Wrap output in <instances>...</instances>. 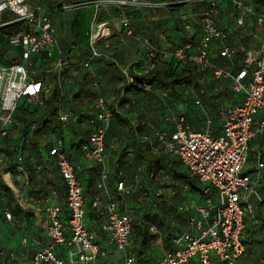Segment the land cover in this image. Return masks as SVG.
<instances>
[{"label": "built area", "instance_id": "1", "mask_svg": "<svg viewBox=\"0 0 264 264\" xmlns=\"http://www.w3.org/2000/svg\"><path fill=\"white\" fill-rule=\"evenodd\" d=\"M188 1L208 3L201 14L200 38L176 46L171 53L144 39L147 49L146 71L155 70L160 58L171 55L177 61L196 65L201 84L207 82L208 76L218 81L231 80L233 92L242 95V101L235 105L224 104L221 131L215 134L211 128L210 114L203 108L204 100L199 95V88L194 84L183 83L181 86L185 94L193 95V104L203 109L207 127L204 130H192L186 124L184 114H172L169 118L172 125L169 129L157 130L155 140L149 135H141V139L150 143L153 154L162 148L175 155L187 173L204 186L206 198L203 204L188 201L178 207L180 212L189 213L188 225L192 231L175 236L172 240L174 249L166 251L155 264H242L247 249L246 220L255 216L256 212L262 215L257 225L264 233V196L260 194L251 173L244 171L249 160L251 140L258 133H264V42L258 48L250 47L243 60L231 66L217 65L212 58L214 51L215 57L228 59L236 57L239 52L230 43L232 30L218 23L220 0ZM233 4L239 11L237 26L245 27L248 17H254L263 31L264 40V3L260 9H256L248 0H233ZM162 5L158 0H91L65 6V9L93 6L99 13L109 6H116L120 10L123 28L127 34H133L126 9ZM5 12L12 13L16 21H24L22 23L34 29V33L20 30L10 37L13 45L22 47L23 60L28 62L32 56L43 52L49 58L53 57L58 43L51 18L44 12L43 5L32 6L29 0H0V22H13L4 20ZM186 27L189 28V25ZM105 29L106 23L95 24L91 28L92 53L85 63L86 67L94 58L102 55L96 45ZM215 44L218 47L215 48ZM69 62V57L63 54L53 63L56 81L52 84H46L43 77L38 76L36 71L31 72L27 64L21 61L0 67V158L8 157L3 139L9 135L12 126L21 125L14 117L19 103L25 100L33 105L42 104L55 88L62 89V74ZM122 72L126 84L115 99V107H109L104 98L98 97L94 104L96 113L89 118L93 126L85 152L89 166L104 161L105 138L114 112L129 120L135 134L145 124L136 116L127 115L121 105V100L127 95V88L135 84L129 68H123ZM153 86V83H144L142 87L145 92H149ZM57 118L62 126L69 122L70 115L62 105ZM17 138L14 133L12 139ZM47 142H51L50 145ZM41 146L43 161L55 163L65 182V200L50 203L46 207V236L50 241L37 250L29 261H22L14 253L8 256L5 264H96L103 252L87 225L84 188L77 176L80 167L67 154L64 139L53 132L48 133L47 141ZM258 167L263 168L264 164ZM39 169L41 166L37 165L36 170ZM160 173L165 175L164 171ZM101 177L100 188L107 173L103 171ZM140 181L138 172L132 185L128 186L125 180H120L117 190L122 195L130 194L135 186L140 185ZM140 195L145 197L147 192L142 190ZM100 201L101 195H95L93 206L98 207ZM106 210L108 219L101 229L107 234L109 243L124 251L122 264H138L137 257L128 251L133 243L134 215L119 211L114 200L107 202ZM4 215L8 221H12L11 212L5 211ZM150 229L157 233L154 226Z\"/></svg>", "mask_w": 264, "mask_h": 264}, {"label": "crops", "instance_id": "2", "mask_svg": "<svg viewBox=\"0 0 264 264\" xmlns=\"http://www.w3.org/2000/svg\"><path fill=\"white\" fill-rule=\"evenodd\" d=\"M158 1L165 6L126 9L131 21L133 34H127L126 30L123 28L120 10L116 6H109L99 13L96 12L94 7L92 8L90 6L92 10L77 12L70 17L67 11L71 9H65V6L60 3V0H56L53 3H50L49 0H45L44 5L41 1L37 3V5H43L44 12L51 18L58 47L52 58H49L44 52L32 56L26 63L28 69L31 72L36 71L37 75L43 77L46 84H48V81L50 82L49 79L55 77L53 63L57 58L65 54L69 57L70 62L63 71V87H67L72 92L84 88L82 87L83 84L78 85L75 82L72 83L71 80L74 81L78 77V79L82 81V75H85V88L87 87L96 92V95L93 97H82L74 102L80 109V114H74V119L78 122L81 118L78 124L83 131L77 130L76 135L73 136L74 139L72 143L75 145L73 150L65 144L66 151L69 150L67 154L72 158L73 162L80 167L77 176L85 189L87 225L103 252L96 264H122L125 255L124 251L119 250L116 246L109 243L107 234L101 229V226L108 219L106 210L107 202L109 200H114L117 203L119 211L130 212L134 215V211L136 210L135 213H137L140 204L145 199V197H141L140 191L145 187L148 190H150V188H148L145 183H142V175L141 172H139L141 180L140 185L135 186L132 193L122 195L117 190V183L120 180H125L127 185L130 186L135 182V176L138 174V172L135 174V168L131 166L134 163L132 157L128 159L123 157L124 148L128 147V151L132 150L135 152V149L130 147L131 145H129L127 138L123 136L124 119L127 118H123L116 114H114L112 118L110 129L105 138L104 155L106 156V154H110L114 151L111 163L106 164L104 160L103 163H94L91 166L87 165L85 152L89 146V136L93 130L89 118L96 113L94 109L95 101L98 97H102L109 107H115V99L126 84V79L122 72L123 68H129L133 75L147 73L145 68L147 49L144 45V39L149 40L158 48L168 50L169 53H171L176 46L187 43L183 37L184 34L195 37V40H198L201 36V14L208 4L207 1L199 3L192 2L193 4L198 3L203 5V9L200 11V19H198L197 12L190 9L192 3L181 7L177 5L180 2L182 3V0ZM218 6V23L221 27L232 30L230 43L232 46L238 48V53H243L241 58L243 60L245 52L250 47L258 48L262 45L264 42L263 31L258 26L254 17H248L245 27L239 28L237 26L239 11L235 8L233 0H220ZM15 18L16 17L10 12L4 13L5 21L24 22L16 21ZM101 23H106V29L98 41L96 48L102 55L94 58L90 65L86 67L85 63L92 53V46L90 44L91 28L93 25ZM187 24L189 28L186 27ZM22 25L20 30L28 29L25 23H22ZM176 26L183 29L184 33L181 34ZM216 47H218L217 44H215V48ZM214 52L212 53L213 59L216 53ZM13 53L14 55L11 61L6 59V57H4L5 55L0 58V67L8 66L16 61H24L22 47H15ZM171 60V55H168L160 58L159 64H166ZM222 83L224 84L222 85ZM230 84L233 86L231 80L217 81L215 84H210V95L204 98L205 101L210 104V109L207 112L212 119L211 128L215 134L221 131V110L224 104L235 105L242 101V95L234 93L233 87L231 86L230 88L229 86ZM159 88V86H153L152 90L147 93L152 92V94L158 95L156 91L160 92V90H157ZM135 90H130L127 93V98L131 97V101L138 102L139 98L144 96L139 95ZM193 98V95L185 93L184 96L178 98L173 97V101L175 102L174 105L177 106L184 101L193 103ZM158 107L157 104H148L146 109L148 111L144 114H137V111H133L126 107H123V109L127 115L136 116L140 119V122L145 123V127L150 131H143L142 134L149 135L155 140V133L158 130L155 123L161 124L167 122L171 116H167L165 112H163V108ZM182 110L192 130H204L207 127L204 115H199L191 111L188 112L184 109ZM83 111L86 112L84 113ZM67 112L71 116V113L69 111ZM256 119H259V117ZM87 128L91 130L89 133L85 134L86 132L84 131ZM169 128L170 127H164L160 129ZM116 140L120 143L118 149L114 148L117 147L115 145ZM46 141L47 136L44 142ZM160 154L166 159V155L169 154V152L161 151ZM252 158L253 161H251ZM122 159L124 161H122ZM16 160H18L16 161L17 166L15 167L17 172L13 173V171H8L15 163L12 161L11 157L0 158V224L4 221L0 229V234L4 236L2 244L4 247L6 246L4 250L8 252V256L15 253L22 261H29L37 250L41 249L50 241L46 236L48 223L46 216L47 205L50 203L63 202L65 200V193H61L58 187L54 185H46L41 193H35L38 192L40 184H45L44 171L48 164L41 163V169L36 170L40 174V181L35 182L34 185H30L27 181V174L23 171L24 167L21 158L17 157ZM251 162L252 164L250 165ZM261 163L264 164V133H258L251 140L249 160L247 163L251 168L248 172L251 173L256 182L260 194L264 196V167H258ZM53 166L56 168L55 163H53ZM103 171L107 173V178L103 182V187L100 188L99 183L102 181L101 174ZM128 173L130 175L127 176L126 174ZM95 174L96 180H94L93 185L90 186L91 195L87 196L86 188L89 181L88 177H90V175L95 176ZM59 178L65 185L61 176ZM167 178V175L159 178L160 184L164 186V188L159 189V192L170 197L177 194L182 196L185 192L186 202L191 201L198 203L196 200L192 201L194 199L193 194L188 192L187 186H183L180 180L171 178L172 184L164 185L162 180ZM97 194L101 195V201L98 207H94L93 199ZM29 197H31L28 201L29 204L25 205L24 201L26 202ZM5 211L12 213L13 221H8L5 218ZM183 217V215L178 213L167 216L168 222L171 225V230L169 233L164 231L161 232L158 239L152 241L146 248L144 264H155L166 251L174 249L175 246L172 240L175 236L182 232L192 231L189 225L184 223ZM10 228H14V232H11L12 230H10ZM13 237L14 240H12ZM133 248L134 243L128 248V251L132 254ZM4 260L0 258V264H4Z\"/></svg>", "mask_w": 264, "mask_h": 264}, {"label": "trees", "instance_id": "3", "mask_svg": "<svg viewBox=\"0 0 264 264\" xmlns=\"http://www.w3.org/2000/svg\"><path fill=\"white\" fill-rule=\"evenodd\" d=\"M248 1L251 2L256 9H260L264 3V0ZM22 26L23 25H21L20 28L18 27L11 30L8 34L13 35L18 33ZM176 28L181 34L184 33V30L179 26H176ZM183 37L186 42L195 41V37L185 34ZM241 58L242 56L238 53L237 56L232 59L216 56L213 61L219 66L227 67L237 63V61H241ZM82 76L83 82L80 81L78 77L74 81L71 80V82H75L78 85L83 84L82 87L84 88L75 92L68 89V92L65 93V89L62 85V89L55 88L49 99L45 100L42 104L33 105L29 108L18 107L14 114V117L21 123V125L20 127L12 126L9 135L5 138V152L11 157L12 161L15 162L8 171L16 173L17 170H15V167L17 166L16 161H18L16 159L17 157L21 158L24 167L23 171L27 174V181L30 185H34L35 182L40 181V174L36 171V166L41 165V163L48 164L44 171L45 184H40L38 192L35 193H41L46 185L57 186L61 193H65V185L60 181V175L56 169L57 166L55 168L53 163H46L42 159L40 138L44 139L50 132L62 134L63 127L57 118V112L61 105L66 109V101H70L75 105L74 102L79 98L93 97L96 95L95 91H92L87 87L85 88L86 76ZM133 77L135 84L134 86L127 88V93L133 89L144 91L142 87L144 83H153L154 86H159L169 92V95L178 98L184 96V88L181 85L185 83L196 85L199 88V95L202 99L207 95H210V78L212 76H208L207 82L201 84L199 82L200 73L196 65L185 64L173 58L166 64L158 63L156 69L153 71L147 72L146 74L133 75ZM212 79L213 84L218 81L213 77ZM49 80L50 82L48 81V84L55 83L56 76L53 78L51 77ZM126 101H128L127 95L121 100V105L123 107L125 106ZM130 102L132 103L131 100ZM74 110L76 115L80 114L79 110ZM114 114L118 115L117 112H114ZM79 120H81V118ZM142 128L143 126L139 129L138 134H135L130 122L127 119H124L123 136L127 138L129 145H131L130 147H133L135 152L128 151V147L124 148L123 157L126 159L132 157L134 163L131 166L135 168V174L141 172L142 183H145L148 188L152 187L153 189L151 194V189L148 190L146 187L143 189L147 192V195L140 204L137 213L134 214L135 220L132 228L134 248L132 252L137 257L138 264L145 263L144 256L146 254V248L152 243V241L157 240L161 232H170L171 225L168 222L167 216L176 213L181 214L184 216V223L188 225L189 213H182L178 210V207L184 204L187 200L185 192L182 196L177 194L171 197L159 192L160 188H164V186L160 184L159 178L162 176L160 172L164 171V174L167 175L168 178L171 177L180 180L183 186H187L188 192L193 195H202L204 191V186L197 178L191 177L187 173V170L175 155L169 153L166 155V159H164L162 154H160L161 151H164L162 148H159V151L156 154L151 152L150 143L141 139L143 132ZM90 130L87 128L84 131L86 132L85 134L89 133ZM14 133L18 136L17 140L12 139ZM28 137H30L32 143L29 147L27 146L26 141V138L28 139ZM152 140H154V138H152ZM130 153H132V155H130ZM122 161L124 160L122 159ZM138 169L141 171H138ZM88 180L86 195L90 196V186L93 185L94 180H96V174L95 176L90 175ZM205 201L206 198H200L198 203L203 204ZM261 219L262 215L259 212H256L255 216L246 220L245 243L247 249L245 255L248 252V256L253 257L255 264H262L260 262L262 261V258L264 259V233L257 225V222ZM151 226L156 228L157 233L151 231ZM244 261L243 258L242 264H244ZM192 264H198V262Z\"/></svg>", "mask_w": 264, "mask_h": 264}, {"label": "rangeland", "instance_id": "4", "mask_svg": "<svg viewBox=\"0 0 264 264\" xmlns=\"http://www.w3.org/2000/svg\"><path fill=\"white\" fill-rule=\"evenodd\" d=\"M39 1H41V3L44 5V1L45 0H29V3L32 4L33 6H37V3ZM55 1L56 0H49L50 3H53ZM87 1H91V0H60V3H62V5H64V6H71L73 4H81V3H85ZM189 3H192V2L186 1V0H182V3L180 2L178 4V6L182 7V6H185V5L189 4ZM198 3L197 4H193L192 3L190 5V6H192L190 9H192V11L195 10L197 12V18L200 19V11H202L203 5L202 4H198ZM91 7L93 8V6H91ZM87 10H92V9L90 8V6H83L81 8L71 9V10L67 11L68 12L67 14H68V16L71 17L72 15H75L77 12H87ZM21 25H22L21 22H0V58H2V56L5 55L4 57H6V59H8L10 61L12 60L13 55H14L13 50L15 49V47H18L19 45H13L11 43V41H10L11 34L9 35L8 32H10L11 30H13L15 28H18V27L20 28ZM27 31H29L31 33H34V29L31 26H28ZM240 55L242 56L243 53L240 52ZM23 62L27 63L26 60H24ZM212 80L213 79L211 77L210 78V84H213ZM223 84L224 83H222V85ZM229 86L231 88L232 85L230 84ZM64 88H66L65 89V93H67L68 92V88L67 87H64ZM162 89L163 88H161V87L159 89H157V90H160V92L155 90L156 93H158V95H154V93L152 94V92L151 93H147V92L140 91V90L136 89L135 90L136 93H138L139 95H142L144 97L139 98V101L135 102V104H132L130 102L131 97H129L128 101H126L124 107L132 109L133 111H137V114H140V113L144 114L146 111H148V110H146L148 104L149 105L157 104V106H159L160 108L161 107L163 108V112H165V114L167 116H170L172 114L177 115V116L181 115V114H183L182 113V111H183L182 109H184V110H186L188 112L191 111V112H196L199 115L200 114L203 115V109L201 107L195 106L190 101H184L182 103H179V105H177V106L174 105L175 102L173 101V96L169 95V92H167L164 89L162 90ZM153 98H155V99H153ZM31 106H33V104L29 103V102H27L25 100H22L19 103V105H18V107H25V108H29ZM65 106H66L67 111H69L71 113L69 122L67 124H65L64 126H62L63 127L62 134L55 133V132H53V134L55 136L59 137V138L62 137L64 139L65 144L67 145V147H70L73 150V147L75 146L74 143H72V140L74 139L73 136L76 135L77 130L83 131L81 126L78 124V122H80V120L77 122V120L74 119V114H75V110L74 109L79 110V112H80V109L78 108L77 105L72 104L70 101H66ZM203 108L205 110H207V111L210 109V104L207 101H205V99H204V107ZM154 109H155V107H154ZM186 124L190 127V124L187 123V121H186ZM155 125L157 126V129L159 130L160 128L170 127L172 125V123H170V121H167V122H163L161 124L160 123H158V124L155 123ZM143 131L144 132H146V131L149 132L150 130L148 128H146L145 125H144L143 126ZM45 140H46V137L44 139L40 138L41 143L44 142ZM3 141L5 142V138L3 139ZM26 141H27V146L28 147L31 146L32 143H31L30 137H28V139L26 138ZM115 142H116L115 145L117 147H114V148L118 149V147L120 146V143L117 140ZM50 143L51 142H47V145H50ZM67 152H69V150H67ZM113 155H114V151H112L110 154L108 153V154H106V156H104V160H105L106 164H110L111 163V159L113 158ZM251 161H253V158L251 159ZM251 164H252V162L250 163V165ZM249 170H251L250 166L246 165L245 168H244V171L247 172ZM126 175L128 176L130 174L128 173ZM162 182L164 183V185H166V184L167 185H169V184L171 185L172 184L171 177H169V178H167L165 180H162ZM165 188H166V186H165ZM150 189H151L150 190V194H151L153 192V189H152V187ZM30 198L31 197H29L28 200H26V202L24 201L25 205L29 204L28 201L30 200ZM193 198L194 199L192 201L196 200L197 202H199L200 198L204 199L205 196H204V194H202V195L201 194H194ZM135 211H134V214H135ZM12 221H13V219H12ZM3 224H4V221H3V223L0 224V229L3 226ZM10 230H12L11 232H14V228H12V229L10 228ZM12 240H14V237L12 238ZM3 241H4V236L2 234H0V258L3 259V260L5 259L4 260V264H5V262H6L7 258H8V255H7L8 252H5V250H4V248L6 246L4 247V245L2 244ZM154 241H156V240H154ZM244 260H245L244 264H255L254 260H253V257L248 256V252H247V254L244 257ZM260 263L264 264V259L263 258H262V261Z\"/></svg>", "mask_w": 264, "mask_h": 264}]
</instances>
